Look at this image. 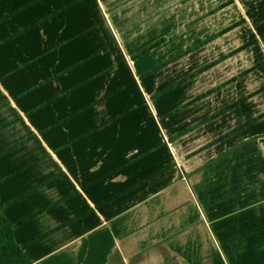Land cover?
<instances>
[{
    "label": "crops",
    "instance_id": "1",
    "mask_svg": "<svg viewBox=\"0 0 264 264\" xmlns=\"http://www.w3.org/2000/svg\"><path fill=\"white\" fill-rule=\"evenodd\" d=\"M0 208L32 264H264V0H0Z\"/></svg>",
    "mask_w": 264,
    "mask_h": 264
},
{
    "label": "trees",
    "instance_id": "2",
    "mask_svg": "<svg viewBox=\"0 0 264 264\" xmlns=\"http://www.w3.org/2000/svg\"><path fill=\"white\" fill-rule=\"evenodd\" d=\"M243 48L244 47L236 50L235 52H239L243 50ZM224 58H222L221 60H223ZM216 62H219V60ZM216 62H214L213 65L216 64ZM0 264H32L29 258L25 255L23 248L20 247L16 242L14 235V226L3 215V213L1 212V208H0Z\"/></svg>",
    "mask_w": 264,
    "mask_h": 264
},
{
    "label": "rangeland",
    "instance_id": "3",
    "mask_svg": "<svg viewBox=\"0 0 264 264\" xmlns=\"http://www.w3.org/2000/svg\"><path fill=\"white\" fill-rule=\"evenodd\" d=\"M205 17H206V15L204 16V18H205ZM235 39H236L235 34H231V35H229L228 37L224 38V41H227V42H228V41L233 42ZM212 46H213V45H211V49H212ZM212 50H214V49H212ZM203 51H205V49H202V50H201V52H203ZM216 51H219V49H217ZM216 51H215V52H216ZM233 61H234V63L231 64L230 67H229L230 75H232V74H234V73L236 74V72H237V71H236L237 60L234 59ZM235 74H234V75H235ZM212 75H213V74H212ZM219 75H220V74H219ZM213 76H218V75H213Z\"/></svg>",
    "mask_w": 264,
    "mask_h": 264
}]
</instances>
